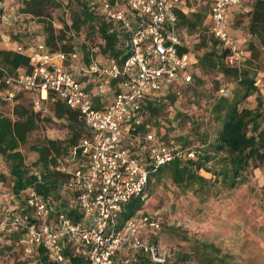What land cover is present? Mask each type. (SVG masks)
Here are the masks:
<instances>
[{"label":"built area","instance_id":"obj_1","mask_svg":"<svg viewBox=\"0 0 264 264\" xmlns=\"http://www.w3.org/2000/svg\"><path fill=\"white\" fill-rule=\"evenodd\" d=\"M253 1L206 0L203 25L226 49L227 66L240 68L249 58L229 31L230 8L248 11ZM88 6L113 29L128 34L130 54L122 63L104 56L84 64L78 50L65 53L40 39L26 46L2 38L3 49L28 55L30 70L9 73L0 64V101H12L28 91L35 111L49 113L60 100L84 121L87 133L58 157L67 173L63 189L72 193L68 205L77 208L81 217L74 220L65 211L55 213L54 203L29 185L2 205L0 227L17 235L23 257L42 247L56 264H72L76 255L88 264H130L139 254L150 264H171L168 249L156 239L161 224L156 213L138 209L122 223L119 216L131 198L144 199L147 184L161 165L175 157L196 156L192 146L183 148L172 139H160L151 123L137 127L148 97L162 98L176 80L193 78L190 70L197 58L190 50L180 51L184 28L178 26L176 11L189 14L194 9L188 0H90ZM19 17L12 7L4 6L0 21L14 24ZM98 51L97 46L91 48L93 55ZM253 83L256 88L249 97L264 100V73L256 72ZM174 91L180 96L175 87ZM218 94L227 97L229 91L221 85Z\"/></svg>","mask_w":264,"mask_h":264},{"label":"trees","instance_id":"obj_2","mask_svg":"<svg viewBox=\"0 0 264 264\" xmlns=\"http://www.w3.org/2000/svg\"><path fill=\"white\" fill-rule=\"evenodd\" d=\"M4 1L0 0V14ZM89 1L66 0V6L71 9L69 24L63 19L62 12L54 17L49 10L50 6L55 8L62 6L58 0H22L17 14L23 16L20 23L26 22L25 28L23 30L13 28L15 25L19 27L18 21L14 24H3L0 21V25H8L10 29L12 27V40L26 46L40 39L52 50L65 53L78 50L80 60L84 64H88L92 58L100 59L104 56L113 57L122 63L130 54L128 34L113 29L111 23L106 22L99 13L89 8ZM200 7L199 5L195 12L189 14L176 11L179 27L186 29V32H200L194 48L198 51L202 49L203 52L197 56V62L190 70L193 75L192 80L189 82L176 80L174 87L179 90L181 96L184 95L183 102L192 103L200 108V101L204 95L202 91L205 83L204 75L215 76L212 79L213 90L219 87L221 79L219 75L230 77L235 82L231 95L227 97L215 95L212 90L206 91L211 118L221 122L217 136L208 141V133L201 128L199 122L201 114L187 106L175 105L178 95L172 86L168 88L164 97H148L145 100L141 107L142 118L137 123V127L143 129L146 123L154 124L158 127L160 139H172L183 148L192 146L196 151V156L193 158L175 157L161 165L152 177L169 169L177 183L189 185L198 182L201 186H205L209 179L198 173V169L212 160L213 163L218 164V167H212V170L220 176L221 181L228 186H235L246 178L245 170L259 167L264 162V110L261 108L264 100L259 99L254 108H238L239 102L256 88L253 83L256 74L253 70V61L259 55V48L264 53V1H253L248 11H238L241 14L239 13L237 17L246 19L245 30L250 36L246 42H242L245 50L249 52V58L240 68L230 67L224 63L226 49L219 46L217 40L208 34L207 27L203 25L207 14V4ZM54 19L62 22L63 26L58 31L53 25ZM29 22L36 24L34 25L36 28L33 27L35 29L32 31L28 29ZM231 26L233 27V18ZM77 35L82 38L79 42L75 41ZM96 38H100L101 42H97ZM254 38L259 48L255 45ZM183 43L180 51H188L189 46L185 39ZM95 45L99 51L93 55L91 48ZM29 61L25 53L0 48V64L9 73H14L18 68L29 71ZM114 82L115 80L112 83ZM1 103L2 101L0 105ZM47 117L64 122L65 136H43L31 140V132L38 127L42 119ZM85 133H87V127L79 117L78 111L60 100L55 101L51 111L46 114L35 111L31 104L28 107L22 103H15L11 116L4 114L0 109V161L5 164L4 169L0 168V183L8 181L10 200H12V193L33 185L45 199L54 203L55 213L65 211L74 220L80 218L81 213L78 209L68 205L72 193L63 189L67 173L60 168L58 157ZM23 147L37 152L36 159L31 163H27ZM206 168L209 170L211 167L206 166ZM150 181L151 179L146 191ZM143 203L144 199L140 196L133 197L124 203L119 216L120 223L136 210L141 209ZM0 208L1 219L5 211L2 210L1 205ZM6 238H10L11 243H6ZM16 241L15 233H7L0 227V252L18 245ZM15 254L19 255L18 252ZM17 255L14 257L13 264H56L47 258L42 247H38L32 256ZM212 261L213 258L210 262ZM72 264H88V262L83 256L76 255L72 259ZM130 264L150 263L145 256L139 254L137 260Z\"/></svg>","mask_w":264,"mask_h":264},{"label":"rangeland","instance_id":"obj_3","mask_svg":"<svg viewBox=\"0 0 264 264\" xmlns=\"http://www.w3.org/2000/svg\"><path fill=\"white\" fill-rule=\"evenodd\" d=\"M21 1L5 0L7 4L5 7H12L17 13ZM58 1L62 6L56 8L50 6L52 16H59L62 12L63 19L70 24L71 9L66 6V0ZM202 1L199 2L201 7L204 5ZM193 2L191 0V3ZM238 11L237 6L230 8L229 17L233 18V27L230 26L229 31L234 34L237 43L242 45V42H246L249 37L245 30L246 19H239L237 16L240 12ZM22 18L23 16L18 18L19 27L15 25L13 28L16 30L25 28L26 22L20 23ZM27 25L30 31L36 28L34 22H29ZM53 25L57 31L63 26L62 22L57 19L53 20ZM13 28L0 25V47L2 49L4 48L3 36L5 39L8 37L12 39ZM199 34V31H187L183 35L189 50L195 55H201L203 52L202 49L198 51L194 48ZM81 39V36H75L76 42ZM96 41L101 42L99 38H96ZM254 43L259 48L255 38ZM253 70L264 73V53L260 48L259 55L253 61ZM203 77L205 78L202 86L204 95L200 101V108L192 103L183 102L184 95L178 96L175 105L180 107L184 105L200 113L201 128L207 131V140L211 141L217 136L221 122L211 118L206 91L212 90L215 95L219 94L218 88L212 89V79L215 76L204 75ZM219 77L221 78L219 86L227 87L230 96L235 82L230 77L221 75ZM31 98L32 95L28 91L19 93L12 101H2L0 109L4 114L11 116L15 103H22L29 107ZM259 99L263 101L259 97L247 96L239 102L238 108H254ZM261 108L264 110V102ZM65 133L66 127L62 120L47 117L42 119L38 127L31 132L30 139H39L43 136L63 137ZM22 150L26 154L27 163L36 159L35 150L27 147H23ZM206 166L211 168L208 170ZM206 166L198 169V173L209 179L205 186H201L198 182L189 185L177 183L172 178L169 169L151 178L140 211L156 213L160 217L161 224L155 234L156 239L168 249L172 263L175 264H264V162L259 167L245 170L246 178L235 186L224 184L220 176L214 173L212 167L217 168V163L210 160ZM4 167L5 164L0 161V168L4 169ZM8 187L7 180L0 183L1 206L10 201ZM7 239L5 242L11 243ZM17 252L23 257L18 245L0 252V264H13ZM211 258H213L212 262H210Z\"/></svg>","mask_w":264,"mask_h":264},{"label":"crops","instance_id":"obj_4","mask_svg":"<svg viewBox=\"0 0 264 264\" xmlns=\"http://www.w3.org/2000/svg\"><path fill=\"white\" fill-rule=\"evenodd\" d=\"M192 1H194V2L196 1V3H194V2L191 3V0H188V6L193 7L194 10H193L192 12H195V11L197 10L198 6L200 5L199 2L202 1V0H192ZM202 2H204V4H207V3H206V0H203ZM3 4H4V6L7 5V4L5 3V1L3 2ZM238 9H239V11H242V8L238 7ZM207 12H208V5H207ZM190 13H191V12H190ZM20 17H21V16H20ZM185 30H186V29H183V32H184L183 35H185V33H187ZM247 34H248V33H247ZM183 35H182V40L185 39ZM248 37H250L249 34H248ZM1 38H2V36H1ZM3 38H4V36H3ZM8 38H9V37H8ZM11 40H12V39H11ZM13 41H14V40H13ZM0 48H1V47H0ZM1 49H2V48H1ZM197 56H200V55L196 54V55H195V58H197ZM89 80L92 82V80H91L89 77H87V78H86V81L89 82Z\"/></svg>","mask_w":264,"mask_h":264}]
</instances>
